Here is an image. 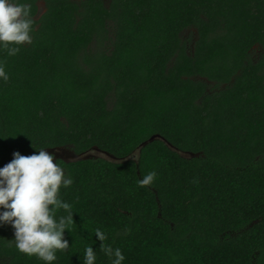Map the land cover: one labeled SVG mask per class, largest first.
I'll return each instance as SVG.
<instances>
[{
  "label": "trees",
  "instance_id": "16d2710c",
  "mask_svg": "<svg viewBox=\"0 0 264 264\" xmlns=\"http://www.w3.org/2000/svg\"><path fill=\"white\" fill-rule=\"evenodd\" d=\"M21 2L34 31L0 50V167L43 148L106 156L57 159L75 226L54 264L90 244L111 264L97 228L123 264H264V0ZM154 135L176 150L142 145ZM2 228L0 264H44Z\"/></svg>",
  "mask_w": 264,
  "mask_h": 264
},
{
  "label": "clouds",
  "instance_id": "9594fccd",
  "mask_svg": "<svg viewBox=\"0 0 264 264\" xmlns=\"http://www.w3.org/2000/svg\"><path fill=\"white\" fill-rule=\"evenodd\" d=\"M34 23L29 3L0 0V50L14 56L21 46L31 44ZM0 79H9L2 62ZM44 149L29 156L16 151L13 159L0 167V226L10 225L14 229L15 248L20 253L35 256L44 264H54L57 252L70 248L65 231L71 232L75 226L73 206L60 192L61 188H69L73 179L58 161L53 162L54 155ZM156 175L149 172L138 180V186L151 185ZM94 233L101 242L100 251L111 264H123L122 250L105 244L107 236L101 229H95ZM96 261L91 244L85 246L82 264Z\"/></svg>",
  "mask_w": 264,
  "mask_h": 264
},
{
  "label": "water",
  "instance_id": "95a60500",
  "mask_svg": "<svg viewBox=\"0 0 264 264\" xmlns=\"http://www.w3.org/2000/svg\"><path fill=\"white\" fill-rule=\"evenodd\" d=\"M162 140L164 141L169 147L173 148L176 150L175 147H173L170 143H167L165 141V139L163 137H161L160 135H154L152 136L148 141H146L145 143H143L142 145L145 146L147 145L148 143H151V142H154L155 140ZM47 151L49 154H52L54 155L55 159H64L65 161H70V160H86V159H90V158H95L97 157V153H95L94 155V151L95 152H99V153H102V151H100L99 149L95 148V150L93 152L91 151H88V152H85V153H82L80 155H77V154H74L71 150H68V149H65V148H57V149H47L45 150ZM107 156L110 157V159L112 160H115V161H119L116 157L108 154V153H105ZM183 156L186 157V158H192V157H198L199 154H196V153H191V152H188V153H183Z\"/></svg>",
  "mask_w": 264,
  "mask_h": 264
},
{
  "label": "flooded vegetation",
  "instance_id": "af4514ba",
  "mask_svg": "<svg viewBox=\"0 0 264 264\" xmlns=\"http://www.w3.org/2000/svg\"><path fill=\"white\" fill-rule=\"evenodd\" d=\"M41 5H44V3H41ZM41 8H42V6H41ZM42 13V12H41ZM43 14V13H42ZM189 33V32H188ZM54 163H56L57 162V159H54V161H53ZM3 226H0V236H1V232H2V228ZM1 240V239H0Z\"/></svg>",
  "mask_w": 264,
  "mask_h": 264
},
{
  "label": "rangeland",
  "instance_id": "374dc122",
  "mask_svg": "<svg viewBox=\"0 0 264 264\" xmlns=\"http://www.w3.org/2000/svg\"><path fill=\"white\" fill-rule=\"evenodd\" d=\"M186 35L189 36V35H190V32H189V33L186 32ZM93 153H94V155H95V153H97V156H99V155H100L101 157H104V156H105V155H103V154H101V153H99V152H95V151H94ZM105 157H106V156H105ZM109 158H110V157H109Z\"/></svg>",
  "mask_w": 264,
  "mask_h": 264
}]
</instances>
